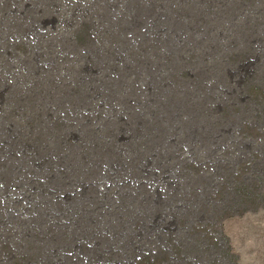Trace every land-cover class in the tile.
I'll return each mask as SVG.
<instances>
[{"label": "rangeland", "instance_id": "obj_1", "mask_svg": "<svg viewBox=\"0 0 264 264\" xmlns=\"http://www.w3.org/2000/svg\"><path fill=\"white\" fill-rule=\"evenodd\" d=\"M0 259L264 264V0H0Z\"/></svg>", "mask_w": 264, "mask_h": 264}, {"label": "bare ground", "instance_id": "obj_2", "mask_svg": "<svg viewBox=\"0 0 264 264\" xmlns=\"http://www.w3.org/2000/svg\"><path fill=\"white\" fill-rule=\"evenodd\" d=\"M141 24H143V23H141ZM86 37V36H85ZM85 37H84V40H85ZM250 73H251V71H242V75L240 76V81L242 80V82L244 83V82H246L247 80H248V78L250 77ZM242 83V84H243ZM250 89H253V90H255V87H250ZM250 94H252V92H250ZM244 94L243 93H241L240 95H239V99L240 100H242L243 98H244ZM248 98V96H246L243 100H246ZM236 106V105H235ZM220 109V110H219ZM218 110L219 111H217V112H219V113H221V112H224V111H226V109L225 108H221V107H219L218 108ZM236 111V110H235ZM224 114V113H223ZM221 120V119H220ZM229 123V122H228ZM218 124H221V123H218ZM215 125V124H214ZM222 127V126H221ZM221 132V131H220ZM224 132V131H223ZM230 132V131H229ZM202 147H203V144H202ZM217 175V174H216ZM219 192V191H218ZM5 255V254H4ZM9 255H11V256H13V258H17L16 257V255L15 254H12V253H10ZM0 260H3V259H0ZM11 262V261H10Z\"/></svg>", "mask_w": 264, "mask_h": 264}]
</instances>
